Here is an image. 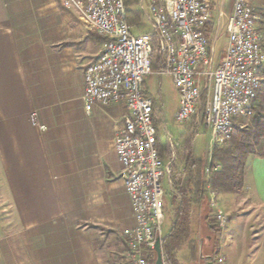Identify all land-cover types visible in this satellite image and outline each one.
<instances>
[{
  "label": "crops",
  "instance_id": "1",
  "mask_svg": "<svg viewBox=\"0 0 264 264\" xmlns=\"http://www.w3.org/2000/svg\"><path fill=\"white\" fill-rule=\"evenodd\" d=\"M209 1L212 18L218 13L227 22L233 0ZM146 5L136 0L132 7L134 35L152 34ZM103 43L61 0H0V264H108L122 255V232L135 226L112 147L123 108L93 105L87 111L82 99L84 69ZM144 91L150 97L146 79ZM157 138L164 164L176 162L158 130ZM216 194L226 217L216 238L232 259L227 262H234L240 237L249 236L264 252V158L247 159L239 194ZM205 214L191 207L190 227L203 228L207 242ZM197 247L194 262L187 246L178 251V264H200L209 246Z\"/></svg>",
  "mask_w": 264,
  "mask_h": 264
},
{
  "label": "built area",
  "instance_id": "2",
  "mask_svg": "<svg viewBox=\"0 0 264 264\" xmlns=\"http://www.w3.org/2000/svg\"><path fill=\"white\" fill-rule=\"evenodd\" d=\"M61 5L75 14L86 30L104 39L99 55L84 69L82 99L87 111L93 105L118 104L123 108L122 128L112 147L135 226L122 232L121 264H151L146 256L162 235V180L173 159L166 166L159 156L154 103L144 91V80L153 73L171 79L178 96L174 117L178 124L197 114L207 92L202 118L210 150L224 147L235 135L238 122L253 115L263 82L264 49L255 9L250 0H233L225 49L216 62L207 35L212 22L209 0H147L145 13L152 34L141 35L132 34L127 24L124 0H61ZM153 40L159 54L155 72L151 68ZM205 174H209V163ZM208 200L221 230L226 218L217 208L214 190L208 191ZM204 258L209 264H228L219 253Z\"/></svg>",
  "mask_w": 264,
  "mask_h": 264
},
{
  "label": "trees",
  "instance_id": "3",
  "mask_svg": "<svg viewBox=\"0 0 264 264\" xmlns=\"http://www.w3.org/2000/svg\"><path fill=\"white\" fill-rule=\"evenodd\" d=\"M126 7V21L132 26L134 21L131 17L136 14L132 7L136 0H124ZM207 35H209V26ZM155 40H153V56ZM151 68H156L153 63ZM264 81V68L261 70ZM260 91V90H259ZM253 103V115L249 126L239 129L225 149H214L209 162V174H205L204 161L193 157L191 139L181 147L179 159L171 163L168 169L171 193L169 194L171 207V226L165 235L159 238L162 260L165 264H178L177 253L186 244L189 250L191 262L196 260L197 244L189 240L190 232V209L196 207L206 214V236L209 241L205 242L209 247L202 248L201 254L205 257H214L218 252L217 234L221 230L213 225L212 211L209 207L208 191L227 192L239 194L243 188V176L245 164L249 157L258 156L264 158V88L258 92ZM156 127V126H155ZM156 142L158 138L156 137ZM157 144V143H156ZM179 164L182 168L179 169ZM155 252H148L146 258L151 263L155 262Z\"/></svg>",
  "mask_w": 264,
  "mask_h": 264
},
{
  "label": "rangeland",
  "instance_id": "4",
  "mask_svg": "<svg viewBox=\"0 0 264 264\" xmlns=\"http://www.w3.org/2000/svg\"><path fill=\"white\" fill-rule=\"evenodd\" d=\"M251 5L254 7L256 15H257V31L262 38V46L264 49V0H250ZM226 19L223 17L219 18L218 13L213 14L211 25L209 26V42L211 45V49L217 62L220 57L223 55L225 49V42H226ZM145 30H147V26H144ZM135 31V30H132ZM154 56H153V63L155 66L154 72L157 70L159 66V54L157 52V44L155 42L154 47ZM147 87L150 91L149 95L151 99L155 101L154 103V112L157 113V108L160 107L157 118V126L156 129L158 130V134L161 139V143L165 147H171L172 150L170 151L171 154H175L177 160L179 159V155L181 153V147L185 145L192 137L191 140V150L194 158L198 160L204 161V167L210 162L209 161V154L212 155L214 149L210 150V136L208 131L203 127V118H202V111L205 101L207 100V92H204L201 98V103L198 107L197 114L187 123L185 124H178L174 120V110L176 109V98H175V91L172 85V81L167 76H158L156 74H151L146 78ZM264 88V81L262 82V86L260 91ZM259 91V92H260ZM254 103H258L255 101ZM251 118V117H250ZM250 118L242 120L238 122L236 127L235 135L239 129L245 128L250 124ZM229 143L224 147H219L217 149H225L227 148ZM211 157V156H210ZM211 159V158H210ZM176 160V161H177ZM209 161V162H208ZM180 165V164H179ZM167 180L164 178L162 180V187L164 191V198H163V205H164V221L162 226V234L165 235L171 226V210L168 205V200L165 195L164 188L166 187ZM219 211L222 212L218 208ZM216 214V210L212 211V218H213V225L217 226L214 220V215ZM223 214V213H222ZM225 217V216H223ZM226 218V217H225ZM191 223L190 232H189V240H193L196 242L198 246H202L205 244V232L203 228L200 229V232H197V229ZM196 226V225H195ZM195 228V229H194ZM222 230V229H221ZM236 250L233 252L232 255H235L234 262L231 264H264V252H260L256 249V246H252L254 243L252 238L249 236L240 237L239 241L235 239ZM264 248V247H263ZM186 250V244H184L180 250ZM219 254L224 255L220 251V247L217 251ZM201 253V252H200ZM227 256V253L225 254ZM205 256L200 254L199 262L200 264H207L205 261ZM228 257V256H227ZM118 261L110 262L108 260V264H121V256L118 257ZM156 258V257H155ZM231 260L227 258V261ZM229 264V263H228Z\"/></svg>",
  "mask_w": 264,
  "mask_h": 264
},
{
  "label": "water",
  "instance_id": "5",
  "mask_svg": "<svg viewBox=\"0 0 264 264\" xmlns=\"http://www.w3.org/2000/svg\"><path fill=\"white\" fill-rule=\"evenodd\" d=\"M154 252H155V256H156L154 264H163L161 246H160L159 239H157L155 241Z\"/></svg>",
  "mask_w": 264,
  "mask_h": 264
}]
</instances>
